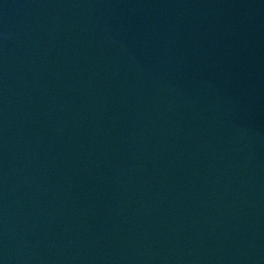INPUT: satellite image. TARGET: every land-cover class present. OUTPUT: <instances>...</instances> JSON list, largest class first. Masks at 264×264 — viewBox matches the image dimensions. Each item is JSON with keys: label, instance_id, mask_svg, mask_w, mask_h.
Wrapping results in <instances>:
<instances>
[{"label": "water", "instance_id": "95a60500", "mask_svg": "<svg viewBox=\"0 0 264 264\" xmlns=\"http://www.w3.org/2000/svg\"><path fill=\"white\" fill-rule=\"evenodd\" d=\"M0 264H264V0H0Z\"/></svg>", "mask_w": 264, "mask_h": 264}]
</instances>
